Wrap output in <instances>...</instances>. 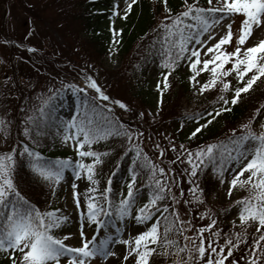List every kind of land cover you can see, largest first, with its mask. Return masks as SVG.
<instances>
[{
  "label": "snow or ice",
  "instance_id": "6c2138e0",
  "mask_svg": "<svg viewBox=\"0 0 264 264\" xmlns=\"http://www.w3.org/2000/svg\"><path fill=\"white\" fill-rule=\"evenodd\" d=\"M135 2L126 0L124 17ZM162 3L167 14L153 29L152 37V50L159 57L161 68V79L155 85L161 98L170 88L169 77L181 64L190 73L187 79L194 92L204 94L218 89L215 102L219 107L213 108L215 115L203 112L208 117L204 123H199V112L182 115V119L197 121L189 134L191 139L216 116L231 111L226 106L236 105L241 94L264 76V39L251 46L245 43L254 27L264 25V0H207V6L200 0H183L177 12L168 7V0ZM117 14L118 5L114 4L112 16ZM237 18L235 46L229 51L234 36L232 24ZM120 31L112 29L113 44L119 43ZM115 50L113 47L109 54ZM201 74L207 76L203 82L199 79ZM80 75L82 84L62 81L59 87L48 89L49 95L39 96L38 106L22 122L23 139L13 143L10 150L0 151V253L6 254L9 264L107 262L116 255L112 250L116 243L125 246L123 260L132 257L133 264H150L156 257L163 258L166 264H264V121L259 131L252 127L264 104L238 125L239 132L233 128L223 139L205 142L194 149L170 142L168 148L176 154L174 159L167 158V150L160 144H153L157 150L154 161L137 142L142 133L127 127L114 111V106L127 111L128 105L107 95L84 69ZM232 76L238 85L234 88ZM230 88L233 95L227 98L224 93ZM66 91L75 98L67 117L57 111L63 106L57 100ZM139 115L143 117L144 113ZM10 123L6 114L0 116V134L5 139L10 135ZM112 138L125 139L122 155L133 153L126 192L121 190L118 197L112 189L116 169L102 189L98 178V168L112 149L94 147ZM45 140L70 146L74 157L46 156L41 151ZM177 163L182 172L173 167ZM25 168L48 186L53 198L66 174L70 176L77 233L59 234L73 218L59 207H50L52 200L41 209L23 194L20 172ZM206 169L221 185L225 184V173L231 175L227 181L228 197L237 187L247 191V195L229 204L234 210L233 219L223 227L208 206L199 183L200 173ZM141 174L147 178L138 188ZM185 177L187 189L182 186ZM193 206L203 210L193 214ZM128 220L142 230L125 239L122 233ZM250 227L254 228L251 233ZM74 235L78 243H67Z\"/></svg>",
  "mask_w": 264,
  "mask_h": 264
},
{
  "label": "trees",
  "instance_id": "16d2710c",
  "mask_svg": "<svg viewBox=\"0 0 264 264\" xmlns=\"http://www.w3.org/2000/svg\"><path fill=\"white\" fill-rule=\"evenodd\" d=\"M3 1L8 4L9 11L11 8H14L13 13L16 16H23L21 19L22 23L28 22L29 18L27 16L30 15H33V18L47 17L57 9L54 8V5L56 6L59 3H63L64 5L62 6L68 9L63 12V14L61 12L58 13V15H61V21L58 19L59 26H57V29L58 31H70L73 33L72 38L75 43L80 46L85 45V47L92 52L91 55L98 56L97 59L103 69L102 72L99 73V75L102 76L101 78L97 74V81L100 83H105L102 79L105 78L107 74L105 61H102V59L109 58V56L113 54L120 57L124 67L122 70L120 69L121 67L118 70H113V75L122 77L126 72L132 76L135 88L133 90L131 89L133 93L129 96L125 93H119L115 96V99H120L128 105V110L125 111L119 109L118 106H114V111L127 127L142 133L137 142L141 144L144 151L147 152L149 157L154 161L157 157V150L153 148V144L158 143L161 147L168 145L167 142H170L168 139L169 133H173L176 138V141L173 143L178 146L184 144L187 148L194 149L205 142L223 139L226 135L230 134V130L237 124L240 122L244 123L246 119L248 120V117H246L248 114V106L246 103L248 101L255 98L252 104L253 108H255L254 106L257 107L264 104L260 102L262 99L264 101V93H258V98L255 97L257 93L254 94V96L250 94L246 101L245 99L242 101L238 100L236 105L229 104L226 106L231 107V111L222 112L219 116H216L211 124L202 129L201 133L189 139L190 132L197 124L189 125V119H182V115L186 112L181 106L176 105V108H174L173 103H175L176 98L174 94L168 93L169 90L173 91L176 87L175 84L179 90L186 91L188 81L186 80L187 77L183 70L184 65L181 64L169 77L170 88L163 93L162 98L160 93L156 94L153 92L152 85L149 84V80L147 79L150 65L159 60L155 51L152 50V37L154 35L153 29H156L162 16L167 14L164 12L162 0H136L126 17L123 16V12L125 11L124 5H126V2L123 0H72L70 5H65L68 3L67 0H53L50 4L33 5V7L29 6L34 4L29 0H13L11 5L9 1ZM200 2H204V5L206 4L205 0H200ZM182 3L183 0H168V7L171 8L173 12H177L180 10ZM114 4L118 5V14L115 17L112 16ZM1 9H3V11L0 12V14H3L4 8L1 7ZM112 29L122 30L117 37L119 40L118 44H113ZM6 34V36L11 39L12 43L27 44L29 48L35 50V48H33L35 47L34 44L30 45V42L23 43L21 41L22 39L18 40V37H14L9 32H6ZM43 35L45 36L46 34ZM1 39L4 41L5 37L2 35ZM113 47H115L116 50L112 51L110 55L109 53ZM135 59L137 60L136 63ZM121 85L123 87L122 83L119 86ZM170 95H173L174 100L170 98ZM12 101L10 95L5 92V89L0 88V108L1 103H3V105L5 103L8 120L15 119L13 112H10V107L15 108V103ZM26 103L27 102L23 103L22 106L18 108L16 118L21 130L23 126L22 122L25 120V117L32 114V109L36 106L33 105V107L28 108ZM210 106V104L207 105L205 110L212 112L213 109L210 108ZM143 107L149 110L151 117L141 109ZM141 112H143L144 115L138 118L137 115ZM200 112L202 115V110ZM212 114L215 115V112H212ZM0 116H5L2 109L0 110ZM204 122L205 121H202L201 123ZM139 124L140 126L138 127ZM160 124H163L162 126L167 125V129H165V127L162 129L158 128ZM181 124H183V127H181ZM2 142L4 141L0 136V144ZM44 144L46 146L42 147L41 151L46 156L63 157L62 154H58L54 151L57 146L56 143L45 140ZM95 146L99 150H104L106 148L112 149L110 155L104 158V163L99 166L98 178L100 180V188L102 189L107 177L112 175L113 169H116L115 175H112V189L113 193L117 194L118 197L120 192L119 182L120 180L123 181L126 179L129 173L128 167L133 153L128 152L127 155H122L125 151L124 138H112L107 142H100V144ZM9 147L10 145L8 148ZM0 150H3V148H0ZM170 151L169 149L168 152ZM118 161L119 167L117 168ZM20 177V186L23 194L36 206L40 207L44 202L47 206L46 196L42 197L38 195L35 197L33 189L32 192L31 190L26 191L27 189H24L32 185L31 182L26 181V179H31V177H33L31 174L27 173L26 168L20 172ZM146 178L144 174L138 176L136 186L139 188L140 184H142ZM140 179L143 181H139ZM199 183L201 188L204 189V192L210 194L212 190H215L218 179L211 173L210 169H206L203 173H200ZM208 205L210 204L208 203ZM52 207H56V203ZM40 208L43 209L45 207L43 206ZM0 264H9V260L6 258L5 253H0Z\"/></svg>",
  "mask_w": 264,
  "mask_h": 264
},
{
  "label": "rangeland",
  "instance_id": "374dc122",
  "mask_svg": "<svg viewBox=\"0 0 264 264\" xmlns=\"http://www.w3.org/2000/svg\"><path fill=\"white\" fill-rule=\"evenodd\" d=\"M7 1H9V4L11 5L13 0ZM29 1L31 3H34L31 4L28 2L29 4H31L29 6L33 7V5H46V3L50 4V2H52L53 0ZM67 1L68 3L65 5H70L72 3V0ZM123 1L126 2V0ZM205 1V5L204 2L200 3L204 6H207V0ZM213 2L215 3V0H213ZM62 5L64 4L59 3L56 6L54 5V8L57 9H55L52 14L48 15L47 17L44 16L41 18H33V15H30L27 16L29 18V21L22 23L21 19L23 18V16H16L13 13L14 8H11L9 11L8 4L3 0H0V6L4 8V13L0 14V88L5 89V92L10 95V99L13 100L12 102L15 103V108L10 107V112H13L15 118L9 120L11 121L9 126L10 135L5 139L3 138L2 134H0L2 140L4 141L0 144V148H3V150L0 151L10 150L13 143H17L19 140L23 139V136L21 135L22 130L20 129L19 123L16 120L18 108L22 106L23 103L27 102L26 104L28 108L33 107V105L38 106L39 100L37 98L42 94L49 95L50 93L48 92V89L52 88L53 86L59 87L62 81L65 83L74 81L77 84H82V77L80 75L81 69L87 71L96 80L97 74L99 75V73H101L103 70L102 65L97 59L98 56L91 55L92 52L88 48H86L85 45L80 46L73 41V33L68 30L58 31V19H60L61 16L58 15V13L61 12L63 14V12L68 9H65V6L63 7ZM1 7L0 12L3 11ZM238 28L239 18H237L232 24L234 36L232 44L227 48V50L229 51H231L235 46V36L238 33ZM223 30L225 29H221V31ZM6 32H9L14 37H18V40L22 39L21 41L23 43L30 42V45L34 44L35 47L33 48H35V50L29 51V45L27 46V44H19L16 42H13V44L11 39L6 36ZM43 34L46 35L44 36ZM219 34L220 33H218V35ZM2 35L3 37H5L4 41L1 39ZM260 39H264V25H261L260 27H254L252 35L245 43L246 45L251 46L258 43ZM37 48H39L40 50ZM102 61H105V68H107L106 73L108 75L106 74L105 78L102 79V81H104L105 83H100L98 81L97 82L106 92V94L113 99H115V96H117V94L119 93H125L127 96L131 95L133 93L132 90L135 88L132 76H130L126 72L122 77L113 75V70H118L120 67V69L122 70V68L124 67L120 57L113 54L109 56V58L102 59ZM136 61L137 60L135 59V63ZM183 70L186 74V77H188V75L190 74L188 69L183 66ZM160 71L161 68L159 66V60H157L150 65L149 73L147 76L149 84L152 85V90L156 94L159 93L155 85L157 81L161 79L159 75ZM99 76L100 78L102 77L101 75ZM206 78V74H201V76L199 77L201 82H203V80ZM230 79H232V88L238 86L234 76L230 77ZM186 80L188 81L187 78ZM121 83L123 84V87L122 85L119 86ZM175 86L176 87L173 89V91H168V93L174 94L176 98L175 103H173L174 108H176L177 105L183 107L186 113H201L200 111L202 110V112H204L205 108L209 104L211 105L210 108L212 109L219 107V104L215 102L218 95V89L208 90L204 94H199L194 92L193 88L190 87L189 81L187 82V89L185 92L184 90H179L176 84ZM256 93V98L259 97L258 93H264V76L260 77L253 84L252 88L248 90L247 93H242L239 101H242L244 99L246 101L250 94H253L254 96V94ZM224 95L225 97L230 98L233 95L232 89L230 88V90L228 92H225ZM170 98L173 99V95H170ZM253 101H255V98L246 103V105L248 106V114L246 115V117H248V119L252 116L253 112L257 108L261 107L260 105L257 107L254 106L255 108H253ZM260 102L264 103L263 99ZM222 103L223 102L221 101L220 104ZM57 104L63 105L62 107H58V113L61 116L67 117L68 113L74 108L75 98L71 96L70 92L66 91L63 98H58ZM2 105L3 103H1L0 110L2 109L7 118V108L5 106V103L3 106ZM141 109L145 111V113L149 115V117H151L149 110L144 107ZM137 117L139 118L140 115H137ZM205 119H208V117H205L202 113L199 123L205 121ZM261 121H264V108L261 109V113H257V118L253 121L252 127L254 130H260L259 125ZM188 124H197V121L194 119H189ZM239 124L234 127L237 129V131H240L238 127ZM162 125L163 124H160L158 128L162 129L165 127V129H167V125ZM139 126L140 124L138 125V127ZM168 137L171 143L176 141L173 133H169ZM170 142L168 141L167 144H169ZM9 145L10 147L8 148ZM56 145L57 146L54 149L56 153L62 154V156L72 155L74 157V150L70 146H61L59 143H56ZM94 147L96 146L94 145ZM164 148L167 150V158L174 159V156L176 154L172 151L168 152L170 149L168 148V145H165ZM173 167L176 168L177 171L182 172V167L181 165H179V163L174 164ZM98 170H100V168ZM246 175L247 173H245V176ZM129 178L130 175L128 173L126 179H124L123 181L120 180V191L124 190L126 192L125 181ZM230 178L231 175L229 173H225L224 185H221L218 181L215 190L211 191L212 193L206 194V192H204L207 203L210 204L208 206L216 214L218 220L222 222V227L226 224H229L233 219V215L231 213H233L234 210L229 208V204H231L233 200L247 195L246 189L237 187L233 189L231 197H228L226 195V189L228 187L227 181ZM26 181L31 182L32 184L28 188H24L25 190L27 189L26 191L31 190L32 192L33 189V194H35V197H37L38 195L42 197L46 196L47 206H49L48 201L52 200V204L50 205V207L54 206L56 203V207L61 208L64 214L73 218V222L69 225H66L59 234H63V232L66 231L77 233L78 224L75 221L77 213L72 200L70 176L66 174L65 180L62 181L57 187L55 198L51 196L48 186L41 183L38 179L31 177V179L28 178L26 179ZM139 181L142 182L143 180L140 179ZM182 186L185 189H187L188 187L186 177L184 178ZM83 188L84 182L81 181L80 190H83ZM45 204L46 203L44 202V204H42L40 207H46ZM191 210L194 214L196 211H202L203 209L202 207L198 208L193 206ZM199 223H204V221H199ZM126 224L128 225V227L122 233V237L125 239L128 238L130 234L134 236L138 231L142 230V227L137 226L132 220L126 221ZM92 230L93 229L91 228H86V231L91 232ZM248 231L249 233H251L252 231H254V228L250 227ZM250 240L251 235H249V241ZM67 243L76 245L78 243V240L74 235L67 241ZM112 250L116 253L115 256L109 257L107 262L104 260H99L98 262H94V264H133L132 257H129L127 261L123 260L122 257L125 253V246L122 243H116L112 247ZM152 263L166 264V261H164L163 258L156 257L150 260V264Z\"/></svg>",
  "mask_w": 264,
  "mask_h": 264
}]
</instances>
